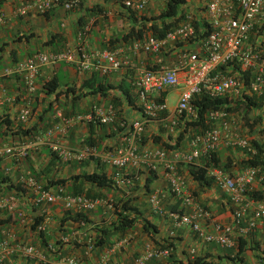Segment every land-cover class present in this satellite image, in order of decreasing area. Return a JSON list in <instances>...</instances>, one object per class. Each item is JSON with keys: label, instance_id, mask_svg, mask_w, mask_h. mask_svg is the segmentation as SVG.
<instances>
[{"label": "crops", "instance_id": "crops-1", "mask_svg": "<svg viewBox=\"0 0 264 264\" xmlns=\"http://www.w3.org/2000/svg\"><path fill=\"white\" fill-rule=\"evenodd\" d=\"M33 1L0 0V13L3 17V22L0 24V71L12 67L15 63L37 52L49 53L72 49L76 46V33L83 27L86 28L84 38L88 51L116 49L125 65L107 76H102L96 71L80 73L64 63L44 66L39 71L35 93L29 97L19 76L0 78V147L30 140L50 125L61 124L60 118L62 117L85 114L92 108L105 110L111 106L112 97H117L120 101L116 108L111 107L115 116L116 113L119 114L117 119L121 120V124L130 125L134 120H141V112L132 88V81L138 72L142 68L157 69L161 65L177 67L180 64L182 51L196 52L200 49V39H196L171 45L167 50L158 54L132 53L127 49L130 43L120 40L131 27L139 24L141 17H151L162 11L166 0H151L142 14L126 9L123 6L124 0H77V6L68 11H65L62 5L70 0H57L56 5H51L42 15L35 13L33 9L18 12L19 8ZM180 7L183 8L184 14H190L189 10L200 8V2L183 0V5ZM197 12L195 20L204 21V11ZM131 13L134 16H131ZM51 80L57 82L55 90L58 92L57 96L53 93L47 94L42 89V85ZM89 83L106 89L103 96L89 95L72 100L70 94L63 93L66 87L77 88L81 84ZM178 91V88L162 89L154 92L152 96L154 100H158L156 102L165 104L167 114L165 120L175 118L179 125H183L184 120L191 119L180 118L173 113L175 101L172 105H168L169 95L176 97ZM126 96L134 101V106L138 107V110L133 105H128ZM26 102L32 116L27 124L21 125L16 121V115L26 105ZM155 118L143 122L141 136L147 140L138 145L140 149L161 148L160 144L167 141L162 129L164 120ZM25 131L26 134H23ZM248 135V139H254L264 147L262 125L260 129L248 128ZM121 136L120 133L110 132L106 125L91 124L89 126L87 123H76L67 128L64 134H54L52 140L65 147L79 149L85 145L84 139L89 137L95 142V146L92 147L96 152L105 154L112 153L120 145ZM187 141L182 143L178 151L182 153L187 151ZM168 143L173 145V140ZM225 149H227L225 153L222 147L216 151L219 164H231L232 166H227V172L236 175L243 170L238 163L244 154L241 150L236 155L227 154L231 149ZM166 151L169 156L170 152L177 150L172 148ZM83 161L84 165L81 164L82 161L73 163L53 159L46 146L29 151L20 163L11 161L5 155L0 156V197L12 195L17 200L15 210L11 212L0 210V242H10L13 247L31 245L37 251L35 256H24L12 247L11 253L1 264H60V259L66 257H79L82 264H97L101 255L105 253L108 257V264H130L143 253L146 246L159 248L163 241L171 243L170 255L153 257L145 264H187L188 260L198 257L202 258L206 264H240L239 258L243 264H264V258H262L264 255V224L248 234L240 231L245 227L243 222L238 227L234 226L227 195L217 189L213 183L209 186H200L192 179L189 170L197 164L198 160L189 164L178 162L176 164L178 174L187 191L191 193L194 203L209 212L211 220L205 223L207 230L214 233L216 226L231 227L230 238L233 240L231 248H221L215 244L197 240L188 226L176 223L170 216V214L180 212V207L177 204L172 209L166 205V203L176 202L168 193L163 171L157 161V163L154 162L156 168L151 170L154 178L149 186V194H146L142 187L147 179V168H128L124 171L125 177L129 179V183H134L132 186L129 183L118 185L110 179L113 169L99 161L98 158L92 157ZM93 171L101 172L110 179L112 188L97 189L87 184H82L81 188L84 191L90 189L94 194H101L99 198L108 200V202L123 195L132 198L133 202L138 204L140 218L147 220L155 227V232H152L149 238L142 232L140 224L136 223L134 231L127 232L121 238L114 240L111 247L85 254V242L89 239L88 237L93 236V228L110 219L108 216L109 211L112 210L110 204L106 207L107 217L103 215L104 210L99 206L91 212L80 214L86 220L72 221L70 217L73 214L64 211L61 205H37L31 202L32 195L24 189L15 190L16 179L19 175L36 176L39 184L52 190L54 184L48 183L49 180L67 179L66 186L69 188L72 182L71 176ZM253 172L250 191L264 198V171L253 168ZM152 193H157L161 214L155 213L148 201ZM261 203L264 204V202ZM17 210L22 213V217L17 216ZM37 215L42 216V222L39 225H42L44 229L40 232L41 234L30 228ZM63 218L66 220L63 221ZM169 234H172V237H169ZM238 239L242 244L239 254Z\"/></svg>", "mask_w": 264, "mask_h": 264}, {"label": "built area", "instance_id": "built-area-1", "mask_svg": "<svg viewBox=\"0 0 264 264\" xmlns=\"http://www.w3.org/2000/svg\"><path fill=\"white\" fill-rule=\"evenodd\" d=\"M151 0H124L123 6L136 14H142ZM57 0H34L18 9H33L42 15ZM78 4L77 0L64 2L62 8L71 10ZM207 34L200 39V49L196 52L180 53V64L177 67L159 66L157 69L142 68L132 81L134 97L142 114L141 120L131 122L129 132L122 135L120 145L112 153H97L92 146L84 145L79 149H72L60 145L52 140L54 134L62 135L66 129L76 123L110 124L115 114L111 106L105 110L92 108L83 115L75 114L60 118L61 124L50 125L43 132L33 136L30 140L12 143L0 147V156L5 155L11 161L20 163L28 152L46 146L61 162H75L88 158H98L99 161L113 169L110 179L118 185H127L129 179L124 171L145 167L154 170L158 162L166 180L169 195L178 202L180 212L170 214L178 224L189 227L195 238L203 243L215 244L221 248H231L233 240L230 238L231 227L216 226L214 233L209 232L205 223L210 222L209 212L194 203L191 193L184 186L178 174L176 164L192 163L199 156L216 152L220 147H235L254 154L248 139L232 131L234 117L224 110H212L207 119L213 126L200 135H194L186 144V152L172 151L169 153L161 148H139V141L143 132V122L157 117L165 111L163 102L153 99L154 92L162 89L178 88L174 112L176 116L195 119L192 106L194 97L211 99L225 98L227 101H242L245 96H260L264 90V0H208L204 4ZM192 17L186 14L172 29L161 38L147 37L144 41H132L128 50L132 53L158 54L167 50L169 46L199 39L191 25ZM3 22L0 13V24ZM85 31L76 33V46L57 52L34 53L15 63L11 68L0 71V78L19 76L26 94L32 96L36 90L39 71L44 66L64 63L72 66L80 73L98 72L107 76L120 70L125 62L114 50L88 51L85 44ZM225 67V69H220ZM29 100L27 99V102ZM24 105L16 116L20 124H27L31 118L28 103ZM176 120L170 119L165 129L173 133ZM156 162V163H157ZM205 176L213 185L227 195L231 210L232 224L236 227L244 223L245 234L256 231L264 224V204L248 196L250 185L254 177L253 168H245L236 175H229L219 167H205ZM6 171H8L6 169ZM26 192L32 195L34 204L61 205L70 214L92 211L103 205L109 206L108 200L88 198L83 195L64 194V188L54 190L42 188L29 174L19 175L16 179ZM148 201L154 212L161 214L157 193H152ZM17 208L14 196L0 197V210L11 212ZM17 216L22 213L17 210ZM43 226H36V231L42 232ZM172 237V234H169ZM10 242H0V264L11 253ZM24 256H35L37 251L31 245H16L13 247ZM93 239L85 242L84 252H95ZM170 250L146 246L143 253L130 264H145L153 257H167ZM106 254V253H105ZM101 255L97 264H108L107 254ZM60 264H82L79 257L60 259Z\"/></svg>", "mask_w": 264, "mask_h": 264}, {"label": "trees", "instance_id": "trees-1", "mask_svg": "<svg viewBox=\"0 0 264 264\" xmlns=\"http://www.w3.org/2000/svg\"><path fill=\"white\" fill-rule=\"evenodd\" d=\"M181 5H183V0H166L162 11L151 17H147V18L141 17V20L138 21L139 24L136 27H131V29L126 34H124L120 40L124 43H131L132 41H144L149 36L155 38H161L168 30L172 29L181 21L185 20L186 14L182 12V9L180 7ZM131 16L134 15L131 13ZM191 25L193 26L195 33L198 35L197 38L202 39L207 34L208 27L205 21L201 20L199 22L193 19L191 20ZM220 69H225V67H220ZM101 87L102 86L100 85H94V83L81 84L77 88H75L74 86L66 87L63 93L70 94L72 96L71 97L72 100L86 97L89 95H97L99 97H102L106 89H102ZM56 88H57V82L52 80L42 85V89L47 94L53 93L57 96L58 92L55 91ZM75 91L77 92L76 94ZM126 97H127L126 100L128 105H133V107L138 110V107L134 106V101L130 99L128 96ZM154 101H158V100H154ZM110 104L112 107L116 108L120 104V101L117 97H112L110 100ZM192 106L196 115L195 119L184 120L183 125H179V122L176 121V126L173 129L174 132L171 134L168 133L167 130L165 129L166 124L170 120V119L167 120L164 119L165 117H167L166 112L162 111L158 113L155 119L164 120L163 128L162 127L161 128L163 129V132L165 133L167 139L165 143L160 144L161 149L171 150L172 148H174L175 150H178L184 141L186 142L194 135H200L204 131L210 129L213 126V124L207 119V114L209 111L212 110H224L225 112H227L228 115L238 114L243 119V121L250 123L248 128L256 124H260L264 128V90L260 96H255V95L245 96V98L242 101H233V102L227 101L225 98L211 99V98L197 96L193 98ZM257 110H259L260 112L258 113ZM251 113L253 117H250ZM118 115L116 113L114 121L108 125L98 124V123H87V124L89 126H91V124L93 125L98 124L101 126L106 125L110 132L120 133L122 135H125L126 133L129 132L130 125L121 124V120L119 121V119H117ZM182 117L183 116H180V118ZM119 123L120 125H118ZM23 134H26V131ZM146 140H147L146 138H143L141 136L139 145L140 143L142 144L145 143ZM170 140H173V145H170L168 143L170 142ZM248 143L249 146H251L254 149V154H250L247 151L242 150L244 155L238 163L241 167V170L244 168L251 167V168H259L260 170L264 171L263 145L258 144L254 139H248ZM84 144L87 146H95V142L89 137H86L84 139ZM49 154L53 157V159L58 160L57 157L54 155V153H52L50 150H49ZM81 164L84 165L85 164L84 161H82ZM208 166L219 167L222 170H224L227 174H229V172H227L228 171L227 166L230 167L232 165L228 163H226V165L219 164V158L217 157L216 152H211L208 155L199 156L197 164L194 165L189 170V173L192 179L200 186H209L212 184V181L205 176L204 168ZM31 177L34 178V180L38 183V181L36 180V176L35 177L31 176ZM153 178H154L153 171L147 170V179L143 182L142 185L143 190L146 194L150 193L149 186ZM71 180L72 182L69 188H67L66 186L67 185L66 182L68 181L67 179H55L54 181L49 180L48 183H50L51 185L54 184V188H53L54 190L56 189V187L64 188L65 191L64 194L84 195L89 198H94V197L99 198L101 194H94L90 191V189L84 191L83 188H81L82 184H87L88 186L95 187L97 189L112 188V183L110 179H108L103 173L97 171H93L91 173H81V174L73 175L71 176ZM132 183L134 182L129 183L130 186H132ZM39 185L42 188L46 189V186H43L41 184ZM20 189L22 190L21 185L19 183L15 184V190L19 191ZM130 192H132V190ZM192 195L195 196L194 193H192ZM248 196L253 200L264 202V198L254 191L248 192ZM133 201L134 200L132 198L123 195L120 198L118 197L116 199L111 200V202H109L110 208H112V210H110L108 213L110 219L107 222L101 221L105 223H101L100 225L95 226L93 228L94 231L93 236L88 237L93 239V244L96 250L107 249L111 247L112 242L114 240L121 238L127 232L134 231L136 229V223L140 224L142 232H144L148 238L150 237L152 232H155V227H153L151 223H149L145 219L140 218L141 215L138 212V204H136ZM175 202L176 203L173 204L166 203V205L174 209L178 204L177 201ZM80 214L82 213L73 214V216H71L70 219L72 221H77L79 219L86 220L85 218H82ZM64 220H66V218H63V221ZM41 222H42V216L41 215L35 216L34 221L30 227L31 230L36 231V226L39 225ZM37 233L41 234L38 231ZM170 246L171 243H169L168 241L166 242L163 241L158 249L167 248L170 250ZM241 247L242 244L240 242L238 246L239 248L238 254L241 253ZM262 258H264V255L262 256ZM238 261L240 264H243L240 258L238 259ZM187 264H206V263L202 261V258L198 257L188 260Z\"/></svg>", "mask_w": 264, "mask_h": 264}, {"label": "rangeland", "instance_id": "rangeland-1", "mask_svg": "<svg viewBox=\"0 0 264 264\" xmlns=\"http://www.w3.org/2000/svg\"><path fill=\"white\" fill-rule=\"evenodd\" d=\"M195 1V3L197 2V0H194ZM199 2H200V8H198V9H196L195 8V10L193 9V10H189L188 12L190 13V15H191V17H192V20L193 19H195V16L198 14V12L197 11H199V12H203L204 11V4L207 2V0H198ZM182 11H183V8H182ZM175 95H169V97H168V105L170 106V105H172V103L175 101ZM257 112L259 113L260 111L259 110H257ZM255 114H257V113H255ZM234 115V114H233ZM234 121H233V124L231 125V126H233V128H232V131L234 132V133H236V134H238L239 136H241V137H245V138H247V136H249L248 135V126H249V122H245V121H243V119L240 117V115H238V114H235L234 116ZM250 117H253V115H252V113L250 114ZM255 126V127H254ZM251 129L252 128H255V129H260V125L259 124H256V125H252L251 127H250ZM249 128V129H250ZM261 130H259V132H260ZM248 139V138H247ZM225 148H228V149H231V150H229L228 152H227V154L229 153V154H238V151L240 152V150L239 149H237V148H233V147H223L222 149H223V151H224V153H225V151L227 150V149H225ZM233 152V153H232ZM240 154V153H239ZM106 205H103L102 207H100L102 210H104L103 211V215L104 216H106L107 217V213H108V211H107V209H106Z\"/></svg>", "mask_w": 264, "mask_h": 264}, {"label": "clouds", "instance_id": "clouds-1", "mask_svg": "<svg viewBox=\"0 0 264 264\" xmlns=\"http://www.w3.org/2000/svg\"><path fill=\"white\" fill-rule=\"evenodd\" d=\"M11 68V67H10ZM5 69V68H4ZM12 76H16V75H12ZM31 111V110H30ZM18 114V113H17ZM81 115H83V114H81ZM17 116V115H16ZM31 116H32V113H31ZM20 124V123H19ZM21 125H23V124H21ZM74 163V162H73ZM84 196V195H83ZM86 197V196H85ZM89 198V197H88ZM92 199H94V198H92ZM98 199H103V198H98ZM103 200H105V199H103ZM98 208V207H97ZM93 211V210H92ZM85 212H91V211H85ZM69 213V212H68ZM80 213H84V212H80ZM75 214H78V213H75Z\"/></svg>", "mask_w": 264, "mask_h": 264}]
</instances>
